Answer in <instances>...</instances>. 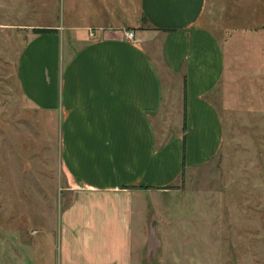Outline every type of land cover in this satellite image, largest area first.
I'll list each match as a JSON object with an SVG mask.
<instances>
[{
    "label": "crops",
    "instance_id": "0c3cea01",
    "mask_svg": "<svg viewBox=\"0 0 264 264\" xmlns=\"http://www.w3.org/2000/svg\"><path fill=\"white\" fill-rule=\"evenodd\" d=\"M51 25L42 28L53 33L34 34L23 48L17 78L31 104L57 115L73 197L59 215L54 262L2 255L0 264H134L131 224L143 192L169 187L218 154L244 153L246 146L232 145L244 115L262 128L253 144L264 152V110L252 101L264 104V0H82L78 10L66 6L64 25ZM61 32L68 37L62 52ZM34 37L54 46L31 50ZM240 43L256 44L245 53L261 58V83L248 78L241 62L248 57L233 45ZM160 68L181 84L185 127L172 138L154 131ZM258 229L264 235V222Z\"/></svg>",
    "mask_w": 264,
    "mask_h": 264
},
{
    "label": "rangeland",
    "instance_id": "374dc122",
    "mask_svg": "<svg viewBox=\"0 0 264 264\" xmlns=\"http://www.w3.org/2000/svg\"><path fill=\"white\" fill-rule=\"evenodd\" d=\"M81 1L0 0V258L7 261L56 258L59 215L73 197L59 159L57 115L23 96L17 67L34 28L64 25L66 6L78 10ZM34 38L31 50L54 46L51 39ZM67 39V33L57 39L58 51H64ZM233 45L248 57L241 60L248 78L261 83L263 76L256 72L261 58L245 53L256 44ZM160 71L162 107L152 116L154 131L172 138L183 129L181 84ZM241 77L233 81L241 82ZM221 94L219 105L225 104ZM252 101L264 110L258 98ZM236 119L238 136L232 145L246 146L244 153L218 154L210 164L185 170L169 187L139 196L142 203L134 208L131 224L134 264H264V235L258 234L264 222L258 196L264 194L258 183H264V152L253 144L261 127L252 114ZM243 182L251 183L245 187Z\"/></svg>",
    "mask_w": 264,
    "mask_h": 264
},
{
    "label": "trees",
    "instance_id": "16d2710c",
    "mask_svg": "<svg viewBox=\"0 0 264 264\" xmlns=\"http://www.w3.org/2000/svg\"><path fill=\"white\" fill-rule=\"evenodd\" d=\"M34 29H35L34 31L36 34L49 33V32H52L54 30L51 28H34ZM182 127L183 128L185 127V118L183 120ZM182 175H183V172H182Z\"/></svg>",
    "mask_w": 264,
    "mask_h": 264
},
{
    "label": "built area",
    "instance_id": "2783aa9c",
    "mask_svg": "<svg viewBox=\"0 0 264 264\" xmlns=\"http://www.w3.org/2000/svg\"><path fill=\"white\" fill-rule=\"evenodd\" d=\"M124 36L128 40H133L134 39V32L132 30H126L124 33Z\"/></svg>",
    "mask_w": 264,
    "mask_h": 264
}]
</instances>
